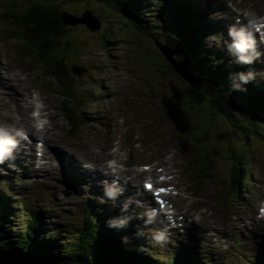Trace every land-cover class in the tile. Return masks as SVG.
I'll use <instances>...</instances> for the list:
<instances>
[{
	"label": "rangeland",
	"instance_id": "374dc122",
	"mask_svg": "<svg viewBox=\"0 0 264 264\" xmlns=\"http://www.w3.org/2000/svg\"><path fill=\"white\" fill-rule=\"evenodd\" d=\"M147 1L151 2L149 8H154L149 9V13L160 10L157 0ZM199 1L209 6L206 17L211 21L221 19L233 23L237 14L243 16L244 12L250 11L262 16L264 13V0H193L196 8L200 7ZM39 4L43 6L39 7ZM50 5L74 17L92 13L101 28L93 30L86 23L74 24V20L73 25H66L63 35L56 38V47L45 50L39 32H36L39 30L23 19L20 21L19 16L33 11L42 18L44 8ZM0 10V70L15 69L18 77L13 89L19 88L21 93L34 94V85H41V99L47 100L46 106L53 114V120H49L51 135L60 139L58 144L44 142L47 146L43 156H38L31 147L30 155L39 160H33V171L28 170L24 161L14 162L18 168L2 165L0 196H9L21 213L26 206L46 207L49 210L45 215L46 233L56 235L57 232L59 242H65V237L76 231L89 198L94 199L88 208L107 213L108 220L112 219L108 211H116L122 218H130L134 232L149 233L153 229L150 233L153 237L161 231L157 230L159 219L146 225L145 208L127 214L125 205H131L128 192L121 197L120 204L104 198L105 189L100 186L104 187V184L99 185L86 176L82 178L78 172L82 173V170L75 162L94 170L92 161L96 158L107 164L106 160L114 159L125 183L131 182L139 191L143 190L146 178L138 170L139 165L153 163L156 171L167 170L175 175L182 190L176 201L178 214L193 218L187 222L185 232L166 234V239L159 245L154 240L143 241V234H138L144 242L143 251L173 257L170 251L185 240L184 243L197 248L199 258H216L222 264H248L251 258L260 262L259 242H264V220L259 213L264 199V125L259 126L258 134L253 132L250 139H244L237 132L230 134L223 118L214 113L206 118L190 107V102L183 96L182 76L161 71V67L170 68L168 55H165L169 47L161 46V40L148 37L147 33L142 34L133 24L123 27L124 19L97 0H0ZM154 16L157 15L146 16L147 22L157 19ZM205 33V50L216 44L220 51L225 35L208 34V29ZM257 50L263 57L256 59L251 68H254L257 86L264 90V50ZM78 65L88 66L87 71L76 74L74 70ZM48 67L55 73L50 74ZM177 68L181 71L182 66L177 64ZM237 68L240 69L239 64ZM25 70L28 80H24ZM67 71L72 78L70 92L73 99L70 101L61 91ZM3 73L12 76V73ZM0 90L3 89L0 87ZM1 96L0 114L3 112L5 118L6 114H11L17 126H29L33 122L29 117V106L27 109L16 107L12 90L11 94ZM26 102L25 99L24 104ZM18 111L22 118L18 117ZM71 115L80 127L72 126L68 120ZM190 122L197 123L200 130L209 129L210 134L212 130L215 133L205 144L214 152L216 160L210 179L204 180L203 165L196 160L197 147L194 148L195 154L192 151L193 142L188 131ZM219 131L225 132L220 136L216 134ZM198 149L203 151L201 146ZM230 149L247 155L245 168L253 173L249 187L241 191L244 195L237 200L229 195L231 164L227 155ZM97 168L103 169L101 162ZM74 182L79 187H73ZM119 194L117 192L116 197ZM6 207V201L0 198V211ZM88 212L92 213V210ZM24 222L25 217H15L10 226L18 228V223ZM52 228H56L55 231H51ZM63 228L69 233L57 231ZM177 233L182 238L178 243L175 241Z\"/></svg>",
	"mask_w": 264,
	"mask_h": 264
},
{
	"label": "trees",
	"instance_id": "16d2710c",
	"mask_svg": "<svg viewBox=\"0 0 264 264\" xmlns=\"http://www.w3.org/2000/svg\"><path fill=\"white\" fill-rule=\"evenodd\" d=\"M97 1L102 6H108L115 14L123 18V27L133 24L142 31V34L147 33L148 37L161 40V46H168L169 50L174 52L172 58L166 57L170 68L162 69L161 67V71L162 73H177L182 76L183 96L190 102V107L196 109L206 118L213 113L223 118L230 134L237 132L244 139H250L251 133H259V126L264 125V90L256 89L251 84L253 81L242 85L244 90H234L232 83L240 82L238 69L229 62L228 56L221 50H217L215 45L211 49L205 50L204 38L207 35L204 34L203 26L206 19L200 12L204 10V5L198 7V11L190 1L157 0L160 10L149 13V9L154 8H149L151 2L147 0ZM38 6L42 7L43 5L39 4ZM206 7L208 6L206 5ZM44 10L45 16L42 18L36 16L32 11L30 21L39 30L34 29L39 32L42 48L46 50L56 47L58 42L56 38L63 35L62 32L66 24L62 18L64 11H59L53 5L44 8ZM202 12L206 15L205 11ZM149 15H157L154 16L157 19H152L151 23L147 22L149 19L146 16ZM67 26H71V24H67ZM68 48L66 49L68 50ZM212 56L213 58H211ZM175 63L183 66L189 78L179 72ZM155 67L153 64V68ZM48 69L50 74L55 73V70L49 67ZM71 79L68 71L64 73L61 88L63 90L61 91L69 98V101L73 99L70 92L72 90ZM71 117L69 120L72 122V126L80 127V123H75L74 117L72 115ZM193 122L188 124V131L193 142L192 151L195 154L194 148L197 147L196 158L203 165L204 180L210 179L216 160L214 152L205 147V144L207 140L213 138L215 133L212 129L211 134L208 132L209 129L200 130L199 125L192 124ZM223 132L219 131L216 134L221 136ZM199 146L203 148L202 152H199ZM227 158L230 159L231 164L229 173L231 194L237 198L239 193L236 191L241 188L246 190L252 175L250 176V171L245 168L247 155L244 152L230 149ZM0 198L5 200L7 205L4 210L0 211V249H17L37 253L49 257L57 264H222L213 258H202L204 256L199 258L197 248L184 243L185 240L175 250L170 251L173 257H161L155 253L145 252L142 250L144 242L142 243L139 237L133 234L134 230L130 228V225L110 228L107 225V221H109L107 213L102 214L101 211L98 212L94 208H85L86 212L79 226L76 227V231L69 233L65 228L57 230L69 233L63 240L65 242H59L57 232L56 235L46 233L45 215L49 213L46 207L35 209L32 206H26L21 213L16 210L15 203L12 204V199L9 196L3 194ZM92 199L94 198L90 199V203H92ZM89 210H92V213H89ZM108 213L113 216V219H116V214L113 211H108ZM20 216L25 217V222L18 223L20 224L18 228L10 226L12 219ZM55 229L52 228L51 231H55ZM71 234L72 237H70ZM125 237H127V241H125ZM143 241L145 240L143 239ZM259 244L260 262L257 263L253 259H249L248 264H264V242H259Z\"/></svg>",
	"mask_w": 264,
	"mask_h": 264
},
{
	"label": "clouds",
	"instance_id": "9594fccd",
	"mask_svg": "<svg viewBox=\"0 0 264 264\" xmlns=\"http://www.w3.org/2000/svg\"><path fill=\"white\" fill-rule=\"evenodd\" d=\"M235 24L241 25L240 27L229 26L228 35L231 38V42L226 45L228 52L234 57L233 62L239 65L252 64L258 59L261 53L257 50L258 47L264 46V31L261 30V25L264 24V18H259L253 12H244L243 19L240 14L234 17ZM257 33L259 37L257 38ZM239 83H232L234 90H244L242 85H245L255 79V74L251 71L239 72ZM231 79V77H230ZM24 132L22 129H16L15 132H10L7 128L0 127V164L10 158L14 149L17 147V137H23ZM112 184L106 188L105 195L114 200L117 192L119 191L117 185L119 182V175L112 174ZM107 183V182H106ZM103 203V201H101ZM127 204L125 205V210ZM148 220L145 224L154 222L156 218V211L151 210L147 213ZM130 218H123L119 220L110 219L107 221V225L110 228L123 227L129 222ZM167 226L164 231H160L154 234L153 239L157 243H161L166 239ZM139 234H143L142 232ZM127 241V237L124 238Z\"/></svg>",
	"mask_w": 264,
	"mask_h": 264
},
{
	"label": "bare ground",
	"instance_id": "6f19581e",
	"mask_svg": "<svg viewBox=\"0 0 264 264\" xmlns=\"http://www.w3.org/2000/svg\"><path fill=\"white\" fill-rule=\"evenodd\" d=\"M218 8V7H217ZM227 10V9H226ZM1 11V10H0ZM15 12V11H14ZM202 13V15H204L205 17V14L200 11ZM228 12V11H227ZM18 15V13L16 14ZM15 26V25H14ZM11 27V26H10ZM21 27V26H20ZM205 34V33H204ZM26 36V35H25ZM16 38V37H15ZM14 38V39H15ZM28 39V38H27ZM30 40V39H29ZM16 41V40H15ZM20 42V41H19ZM29 43V42H27ZM28 45V44H27ZM26 48V47H25ZM29 49V47L27 48ZM26 49V50H27ZM36 51V50H35ZM24 52V51H23ZM28 53V52H27ZM33 55V54H32ZM35 55V53H34ZM36 60V59H35ZM43 60V59H42ZM49 70V69H48ZM3 71H6V73H12V76H5ZM45 72V71H44ZM185 74V73H184ZM8 75V74H7ZM18 75L17 73H15V69L13 67H11L10 69H7V68H4V70H0V87L3 89V90H0V103L2 104V99H1V95L7 93V94H11V90L13 92V94L15 95V103H16V107L17 108H24L27 109V106L31 105L34 103V98L33 96L26 92V94H24L23 92L21 93L20 92V89L19 88H16V90L13 89V86H15V83H14V80L17 79ZM24 80H28L27 79V76L24 78ZM27 84V83H26ZM27 88V85L24 86ZM36 87V86H34ZM37 88V87H36ZM41 94H43L42 91H40V97H41ZM25 96V97H23ZM110 96V95H109ZM25 99H26V104H24L25 102ZM41 104H42V108L44 111H47L45 112V115L53 120V114L50 110V108H47L46 106V101L45 99H41ZM9 101V100H8ZM29 102V104H28ZM15 108V107H14ZM57 110V109H56ZM56 111H54V114H57L58 116V113H55ZM19 115L18 117H21V113L18 111ZM71 114V113H70ZM1 119H0V127H4V128H7L10 132H15L16 129H22L24 132H26L27 134L30 135V137L33 139V140H36V139H42L44 140L46 143H54V144H58V142L60 141V139H55L52 135H51V132L50 130L47 128V126H44V127H41V128H37L35 125H33L31 122V124L29 126H25V125H21V126H17L14 124V119H12V115L11 114H6V118H5V114L2 112L1 114ZM31 121H34V117L32 118L30 115H29ZM71 117V116H70ZM79 117V116H78ZM77 117V118H78ZM26 118V117H25ZM72 118V117H71ZM76 118V117H75ZM52 126V125H51ZM57 129V128H56ZM52 130V129H51ZM20 139L17 137V147L15 149H18L20 154L22 155L24 161L27 163V166H28V170H31L33 171V163H32V158L28 157L26 155V152L23 151L22 149V143L19 141ZM47 146V145H46ZM14 156H11L10 158L6 159L4 161L5 165H11V167L13 168H17V165L12 161ZM188 158V157H187ZM160 160V159H159ZM197 160V159H196ZM101 162V165H102V170L101 169H98L97 168V164H99V162ZM107 161V160H106ZM156 162V161H155ZM93 163V169L94 170H90V169H86L85 167H83V165L79 162V161H76L75 164L78 168H80V170H82V173L80 171H78L82 178L85 179L84 176H86L89 180H94L95 182L97 183H102L104 184V186L109 187L111 186L112 184V177L111 176H107L105 174H112L113 173V170H114V167L113 166H110V164H107V163H102V159L101 158H96V160H93L92 161ZM178 163V162H177ZM158 166V165H157ZM160 166V165H159ZM176 167V166H175ZM180 167V166H179ZM8 170V169H7ZM120 171V170H118ZM161 171V170H160ZM104 173V174H103ZM125 174V173H124ZM80 177V176H79ZM107 182V183H106ZM125 181L123 180L121 184H118L117 187L118 189L123 187L124 186V183ZM126 190L128 192V195H127V198L129 199V202H131L130 204V208L129 210L127 211L128 213H135L136 210H137V207L133 204V203H136L137 199H139V203L142 201H145V198L142 197V193L137 190L136 188H134L133 190L129 189L126 187ZM234 190V189H233ZM236 192H239V191H236ZM117 199H119V202H121V196H118ZM133 202V203H132ZM88 206L85 205V208H87ZM240 210V209H239ZM242 215V214H241ZM161 220H165V218H161ZM204 220L206 222V218L204 217ZM165 225V223H163ZM135 235H138L140 232L138 231H135L133 232Z\"/></svg>",
	"mask_w": 264,
	"mask_h": 264
},
{
	"label": "water",
	"instance_id": "95a60500",
	"mask_svg": "<svg viewBox=\"0 0 264 264\" xmlns=\"http://www.w3.org/2000/svg\"><path fill=\"white\" fill-rule=\"evenodd\" d=\"M62 18L66 24H73V21L75 20L74 24H77L79 22L86 23L93 30H98L101 28L100 22L97 21L94 16H92V13H90L89 15L83 14L81 15V17L80 16L73 17L72 15L69 14L67 15L63 14ZM166 52L168 53H165V55L166 56L168 55L169 57L172 58L174 52L171 50H166ZM174 65L177 67L176 63ZM82 68L83 67L77 66L74 72L77 74H81L84 71V68L83 69ZM183 70L184 68L182 66V69L181 71L179 70V72L184 76L186 75L185 76L186 78H189L185 70L184 71ZM0 264H57V263L51 260L49 257H44L37 253L20 251L17 249H0Z\"/></svg>",
	"mask_w": 264,
	"mask_h": 264
},
{
	"label": "flooded vegetation",
	"instance_id": "af4514ba",
	"mask_svg": "<svg viewBox=\"0 0 264 264\" xmlns=\"http://www.w3.org/2000/svg\"><path fill=\"white\" fill-rule=\"evenodd\" d=\"M22 17H23V19L26 20V21H29V20L31 19L30 16H28V15H23Z\"/></svg>",
	"mask_w": 264,
	"mask_h": 264
},
{
	"label": "snow or ice",
	"instance_id": "6c2138e0",
	"mask_svg": "<svg viewBox=\"0 0 264 264\" xmlns=\"http://www.w3.org/2000/svg\"><path fill=\"white\" fill-rule=\"evenodd\" d=\"M147 187H148L149 189H151V188H152V185H151V184H149V185H147Z\"/></svg>",
	"mask_w": 264,
	"mask_h": 264
}]
</instances>
